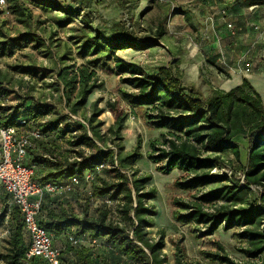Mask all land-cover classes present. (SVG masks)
<instances>
[{"label": "trees", "instance_id": "16d2710c", "mask_svg": "<svg viewBox=\"0 0 264 264\" xmlns=\"http://www.w3.org/2000/svg\"><path fill=\"white\" fill-rule=\"evenodd\" d=\"M117 1L123 9L130 0ZM6 3L12 14L29 28L33 12L28 4L60 9L65 22H71L74 14L80 15L79 9H68L52 0H6ZM255 4L264 7V0H235L238 7ZM81 22V33L74 39L79 43V55L86 61L63 66L50 84L60 93L58 103L64 102L68 113L52 112L42 102L31 105L28 115L24 116L20 112L24 105L15 109L0 105L1 125L15 126L26 132L37 128L41 133L40 138L33 139L26 159L27 163L36 165V181L64 184L77 176L80 187L85 188V177L90 173L93 193L102 200L95 215L90 216L87 208L80 215L62 204H53L48 199L50 195H46L39 215L40 224L54 237L75 233L87 240L97 239L108 249L117 246L132 264H168L164 230H158V238L149 235L157 215V208L148 203L156 196L155 188H147L152 176L140 175L138 169L134 170L142 155V140L138 139L133 151H126L124 144L123 130L129 113L135 117L138 110H142L146 127L160 130L159 136L150 141L147 157L158 172L169 174L178 170L180 174L174 179L173 187L190 196V199L172 197L169 200L173 218L192 225V233L203 239L205 245L208 242L204 238L215 235L220 229L228 231L239 227L238 236L246 242L244 252L248 259L235 262L218 241L215 242L217 252L202 253L220 264H264V101L261 95L244 80L230 90L213 88L205 97L194 85H186L182 72L170 65L149 72L139 63L120 56L122 50L141 47L124 20L114 21L106 29L108 33L95 34L87 31L91 29L92 20L82 16ZM165 33V22L161 21L157 36L162 38ZM0 37V57L12 55L16 46L29 43L35 48L46 46L45 40L31 30L7 39L0 27ZM61 59L64 61L66 56ZM22 70L44 76L52 73L47 67L24 66ZM99 70L120 77V96L107 102L114 121L106 131L99 120L106 111L99 106L102 100L96 99L88 110L86 108L91 94L102 85ZM123 100L130 109L121 105ZM71 114L80 116L84 122L75 120ZM22 118L26 119V124H20ZM63 139L71 147L68 152L58 145ZM100 164L105 167L98 171ZM227 166L231 174L214 171ZM104 172L107 175L101 174ZM257 186L262 190L254 188ZM104 199L113 201L114 205L109 207ZM5 207L11 214L8 264H46L39 256H27L29 244L21 212L8 203ZM113 213L119 214L118 220L113 219ZM172 243L176 248V263L186 264L183 242L172 239ZM90 247L93 246H68L75 264H108L105 259H96Z\"/></svg>", "mask_w": 264, "mask_h": 264}, {"label": "rangeland", "instance_id": "374dc122", "mask_svg": "<svg viewBox=\"0 0 264 264\" xmlns=\"http://www.w3.org/2000/svg\"><path fill=\"white\" fill-rule=\"evenodd\" d=\"M52 1L58 2L68 9H79L80 15L74 14L71 22H65L64 12L60 9H43L28 4L33 12L31 28H29L12 14L8 9V3L0 4V27L4 31L5 38H16L31 30L46 42V46L42 48H35L33 43L25 44L22 47L16 46L12 55L0 57V90H3L0 93V105L4 104L7 109H15L24 105L25 107L21 108L20 112L26 116L31 105L34 107V103L42 104L43 102L51 108L52 112L68 113L65 103H58L60 93L55 92L50 84L57 78V72L63 66L79 65L86 61L79 55V43L74 39L83 28L82 16L92 20L91 29H87L91 34L98 31L108 33L106 29L114 21L124 20L132 32V37L141 47L122 50L119 52L120 56L139 63L149 72L158 67L170 65L182 72L186 85H194L205 97L212 93L213 88L228 90L239 83L236 74L232 71H225L223 66L229 62L228 59L235 61V57L241 53L234 50L232 44L239 42V39H235V37L242 33L241 28L244 23L250 24V20L234 18L232 22L236 31L235 36L231 37L226 35V32H222V38L218 41L214 32L219 33L218 28H222L223 21L212 23L210 18L212 12H209L207 4L204 3L206 0H130L127 7L123 9L117 0ZM161 21L165 22L166 33L162 38H159L157 27ZM206 46L208 47L206 48ZM62 56H66L64 61L61 59ZM211 60L212 63H210ZM111 64L114 65L113 62ZM207 65L214 66L213 70L209 69ZM24 66L47 67L52 70V73L47 76L34 71L25 73L22 70ZM99 77L102 85L91 94L86 108L89 109L92 101L102 100L99 106L105 108L106 111L99 117V120L103 122L102 129L106 131L114 121V115L108 110L107 102L114 101L120 96L118 91L120 77L102 70H99ZM121 105L130 109L124 100L121 101ZM143 113L144 111L138 110L135 117L134 114L129 113L126 127L123 130L124 144L126 151H133L138 139L142 140L140 149L142 155L136 161L134 170L138 169L140 175L149 174L152 176L147 188H155L156 196L148 203L157 208V215L154 217L155 226L149 228V235L158 238V230H164L166 234L164 252L168 256V264H177L176 248L172 239L183 242L185 246L183 261L186 264H204V262L205 264H220L211 259L205 261L206 256L202 253L203 251L217 252L215 244L217 241L223 244L225 254L235 262L248 259L244 252L246 242L238 236L241 231L239 227L228 231L220 229L215 235L204 238L205 242H208L205 245L203 239L197 238L196 233H192L194 228L192 225L180 223L173 218L169 200L172 197L190 199V196L186 191L173 187L174 179L180 174L178 170L169 174L158 172L147 157L150 141L159 136L160 130L146 127ZM77 118L74 119L82 120L80 116ZM67 138L68 135H66ZM241 140L245 143L244 139ZM58 145L67 152L71 148L65 139L59 141ZM214 171L231 174L232 170L227 166ZM101 174L104 176L107 175V172ZM48 199L52 200L53 204H62L70 211L80 215L87 208L89 215L94 216L96 208L102 205L101 199L91 201L90 205H87L89 198L80 190L73 193L50 195ZM8 202L9 196H5L4 190L0 186V264H8L6 255L9 250L10 231L9 234L6 231L11 228V214L6 211L5 207ZM118 215L113 213V219L118 220ZM184 240H186V244ZM29 241L27 235L28 244ZM90 248H92L96 259H105L108 264H132L128 257L120 253L117 246L115 249H108L105 243H98ZM187 248L190 253L187 252ZM72 263L75 264V260H72Z\"/></svg>", "mask_w": 264, "mask_h": 264}, {"label": "built area", "instance_id": "2783aa9c", "mask_svg": "<svg viewBox=\"0 0 264 264\" xmlns=\"http://www.w3.org/2000/svg\"><path fill=\"white\" fill-rule=\"evenodd\" d=\"M232 7L235 5V0H226ZM0 4H6V0H0ZM260 5H250L243 8V14L251 16V14L260 10ZM216 13L210 16L212 23L215 15H219L225 20L227 35L234 37L236 31L232 20L230 8L228 6L215 9ZM250 29L257 31L260 40H264V30L260 23H251L247 25ZM225 35V34H224ZM216 40L220 41L222 38V32L215 33ZM225 71L234 73H250L253 71V62L249 60L246 53L239 56L235 64L230 65L228 62L225 64ZM77 118V116L72 115ZM84 122L83 120H81ZM26 119L22 118L20 124H26ZM41 133L36 129H32L30 132L21 131L15 126H6L0 124V186L9 196L8 205L10 207L15 206L21 212L24 232L29 236V251L27 256L29 258L34 256L41 257L46 264H62L63 251H66L67 246L62 248L55 243L54 235L42 226L39 222V215L41 213L42 203L46 195L73 193L76 190H80L85 193L91 201L99 200L95 197L93 189L91 187V181L93 180L92 174H86L85 180L87 186L85 188L80 187V180L77 176L72 177L66 183H55L47 181L44 183L38 182L34 179L36 165L33 163H27L28 148L32 146L33 139L40 138ZM105 167V164H100L97 170H101ZM242 179L244 175L240 173ZM255 189L262 190L261 187H254ZM104 202L109 207L114 205L113 201L104 199ZM113 212H115L113 210ZM9 234V229L6 231ZM65 238L68 245L79 246L89 245L95 246L98 244V240H87L83 236H77L75 233H67ZM71 252V251H70Z\"/></svg>", "mask_w": 264, "mask_h": 264}, {"label": "crops", "instance_id": "0c3cea01", "mask_svg": "<svg viewBox=\"0 0 264 264\" xmlns=\"http://www.w3.org/2000/svg\"><path fill=\"white\" fill-rule=\"evenodd\" d=\"M204 3L207 4V7L209 8V12L213 11V13H216L214 8L218 9L220 7L228 6L232 10L231 16L229 17L231 20H233L234 18L237 17L238 19H242V20H243V18H245L246 21L250 20L249 23L254 22V23H260L261 25L264 24V10H262V9H264V7H262L260 10L256 11L255 13L251 14V16L245 17V15L243 14L244 13L243 12V6H240L241 8L238 6H235V5H234L235 7H233V6L231 7L226 0H206ZM213 20L215 22L222 20L223 26L220 29L217 27L218 32H226L227 33L225 20H223L219 15H215V18ZM262 28L264 30V25H262ZM241 30H242V33L235 37V39H239V42L234 43L232 45L234 46V50H238V52H241L239 54V56L246 53L248 55L249 60L253 62L254 67H253V71L250 73H238V74L235 73L239 79V83L232 86L230 89L241 84L244 80H248L252 84V86L257 90V92L261 95V97L264 101V59H263L264 58V40H260L259 39L260 34L257 31L250 29L246 25V23H244ZM214 33H216V31ZM248 40H249V42H248ZM247 43H252V44H247ZM207 47L208 46H206V48ZM210 52L212 53V51H210ZM208 54L210 55V53H208ZM238 57H235L236 59L233 58L235 61H230L228 59V61H229L228 63L230 65L235 64ZM257 58H260V59L258 60ZM210 63H212V60ZM217 64L219 65V63H217ZM207 67L209 69H212V70L214 68V66H212V65H207ZM225 67L226 66H223L224 69H225ZM183 82H184V80H183ZM230 89H228V90H230ZM25 237H26V241H27V234H25ZM55 238L57 239V240L55 239V243L58 246H61L62 248L63 247L65 248L67 246V248H66L67 250L63 251V258H64L63 264H71L70 261L74 260L75 258H74V256H72L73 255L72 252H70L68 250L69 245H68V242H67L65 236L62 235V236L55 237ZM60 239L62 241L61 243H60ZM184 243L186 244V240H184ZM198 248H200L199 245H198ZM186 250L188 253H190L188 248ZM204 260L209 261V259H207V258H205ZM65 261L68 263H66ZM204 264H205V262H204Z\"/></svg>", "mask_w": 264, "mask_h": 264}]
</instances>
